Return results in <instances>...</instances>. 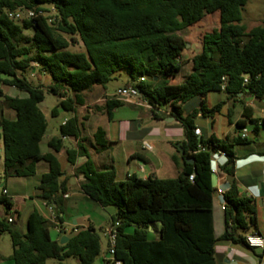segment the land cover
<instances>
[{"label":"trees","instance_id":"obj_1","mask_svg":"<svg viewBox=\"0 0 264 264\" xmlns=\"http://www.w3.org/2000/svg\"><path fill=\"white\" fill-rule=\"evenodd\" d=\"M248 1L0 0V129L5 179L34 177L38 163H46L49 171L42 175L35 197L56 206L64 232V201L71 177L65 174L63 160L73 166L80 156L87 157L75 176L83 177L81 189L92 201L103 208L117 209L112 219V224L120 223L115 256L123 264H224L223 256L216 251L219 244L248 247L244 234L251 229L258 233L259 201L240 193L238 184L244 179L235 178L233 149L251 141L241 135L233 140L199 138L195 134L198 111L184 116V107L192 99L223 92V77H227L224 93L229 97L246 93L264 98V26L249 29L243 24ZM44 5L54 8L53 22L38 16L21 24L7 14ZM214 13L219 14L220 27L203 35V49L193 58V72L181 85H172L170 80L181 71L188 45L181 33ZM25 30L33 35L26 38ZM77 44H82L85 51L70 50ZM35 66L51 77L48 85H34L28 79ZM121 71L129 77L125 87H137L153 108L171 107V116L185 129L186 141L173 156L181 168L177 178L131 175L127 181L118 182L116 170L98 171L81 145L77 150L67 149L62 158L64 138H80L76 117L61 124L59 136L45 139L49 125L39 105L46 93L60 99L51 111L52 118L58 117L59 110L73 114L77 106L85 105V92L94 86L106 87ZM4 86L26 97H11ZM121 105L120 101L109 100L105 106L94 105L90 110L105 113L111 120L113 111ZM221 107L217 105L211 113ZM201 109L206 112L205 106ZM5 110L14 111L16 120L7 119ZM152 113L155 119H161ZM245 117L254 125L255 133L264 126V119H253L249 109ZM246 125V121H239L236 126L243 129ZM96 136L101 138L100 145L108 144L102 128ZM43 143L49 152L43 153ZM220 151L230 157L220 167L230 186L224 195L225 232L217 238V188L212 186L211 162L213 154ZM1 203L8 210L13 208L11 197ZM157 224L160 237L154 240L150 229L155 230ZM13 226L8 219L0 221V233L11 236L15 264H47L49 260L64 264L69 258L78 259L79 264H95L102 253V238L92 226L72 234L65 245L52 239L50 224L38 210L28 216L24 234ZM4 259L0 255V261Z\"/></svg>","mask_w":264,"mask_h":264},{"label":"crops","instance_id":"obj_2","mask_svg":"<svg viewBox=\"0 0 264 264\" xmlns=\"http://www.w3.org/2000/svg\"><path fill=\"white\" fill-rule=\"evenodd\" d=\"M192 28L193 27H190L188 29ZM192 48L193 45L189 43L187 45V50ZM202 49L203 46L201 42V46L198 52H190V54H188L187 63L183 64L179 74H177V76L170 80V83L172 85H181L182 83H184L186 78L193 72V58L196 55L200 54L202 52ZM34 71L38 70L35 69ZM42 74L45 77L44 84H46L47 82L50 83L48 80H46L47 76L49 75H47L46 73ZM127 78L128 83V75ZM33 84L40 85L35 83ZM89 94H95V97L92 98L93 101L96 100L94 101V104L93 102H90L88 96ZM220 94H224L225 98L221 99L219 97ZM114 95H108L106 88L103 86H94L90 91L84 93L85 105L77 106L76 111L73 114L68 113V115L64 118L61 123L63 124L67 119L71 117H76L79 120L80 138L78 140H75L73 138L65 139L64 142L69 143V146L65 145V149L60 154V156L65 157V152L67 149L77 150L78 145H81L83 148L86 149L88 157L94 163L95 168L98 171H106L108 169L114 168L116 170L118 182L127 181L131 175H136L137 177L142 179H148L149 177H157L158 179L177 178L181 173V168L174 163L173 156L178 155V150L181 151L180 144L186 141L185 129L181 127L176 120H169L170 118H174L171 116L169 106H162L160 108L159 114L161 119H155L153 113L148 108L139 107L130 103L122 104H129L136 108L148 111L151 115V119L156 123V126L150 131L144 132L142 127L139 126L138 130L136 128V124H130V131L132 132V136L130 137L126 136L127 133L126 130H124L123 134H121V138L125 140L129 146L126 150H124L126 158V169L123 171L122 174H120L114 153L116 152V149L120 145L122 140L119 139L118 141H116L114 138H112V132L111 130L109 131L107 129V126L96 125L95 127H90V123L98 116H106L107 125H110L113 122V115L112 119L110 120L107 114L94 113L92 110H90V108L91 106H94L95 102L99 101L102 97L107 99L106 102L109 100H115ZM45 103L46 100H44V102L41 103L39 107L45 115L49 125V118H51V111L53 108L47 106ZM219 104H222L220 110L218 112L211 113V111ZM203 106H205L206 112L201 109ZM246 109H249L253 119H264V98L259 99L253 95H249L246 93H241L237 97H229L224 92L211 93L205 98L197 97L188 102L184 107V116L198 111V115L195 119V127L199 128L202 131L203 136H214L221 140H233L237 136H239L242 132V129L237 128L236 125L239 121H246L247 125L245 128L248 130V139L251 141V144L247 146H235L233 149L235 158L234 167L236 169L235 178L237 180L244 179L238 184L240 193L243 196H248L252 198L256 197L260 202V200L264 201V141L261 136L262 132L264 131V126L260 125L258 132H256V134L253 136V134H251L250 128H254V125L251 124L245 117ZM9 111L11 110H5V117L12 121L16 120V113L10 114ZM61 111L62 110H59L58 116L61 115ZM80 113L84 114L83 120H81ZM220 116H223L222 121H220ZM133 126L134 131H132ZM99 128H102L106 133V140L108 144L105 147L99 144L101 138H97L96 136V133ZM56 136L57 135H53L51 132V134L47 135L45 139L48 140ZM201 136H199V138ZM145 143L151 145L152 149H146L144 147ZM47 152H49L48 148L45 152L43 151V153ZM218 153L219 152L214 153L213 155H217ZM86 160L87 157L80 156L77 160L76 165H70L69 169L65 170V174L71 177L69 181L70 190L66 194L69 197L65 198L64 201L65 211L63 214V227L65 231L59 236V234L55 230L50 228V233L53 240H58L59 238L62 239V237L64 236H67L69 238L72 234H74L72 232V230L74 229H77L79 231L82 229H87L90 226L96 229V222L90 216L79 215L76 219H69L68 221L65 220V213L69 208L77 209L81 208L80 205H83L85 203H95L89 197H87L81 189V183L84 181L83 177L75 176L76 169L79 166L83 165ZM48 171L49 167L46 163H38L37 174L34 177L39 175L40 179L39 183L35 187L36 189L40 184L42 175L47 173ZM171 174L173 175L172 177ZM229 186V180L227 179L226 175L220 172V175L218 176L217 188L229 190ZM2 187L6 188L7 186L4 184L2 185ZM36 193L30 197V208L26 211L25 215H23L21 205L27 206L28 204H19L18 202H15V195L13 193H11V195L9 192V197L12 198L13 208L11 210H8V208L1 203L0 221L8 219L10 216H12V213H15L14 223H12L15 226L21 221L23 217V220L21 221L23 224V229H20L18 231L24 234L27 229V218L30 213L34 210H38L41 213L42 210L43 200L37 199L35 197ZM222 201L223 199L221 197L215 196L214 224L215 235L217 238L222 236L225 232V221L224 211L222 208ZM95 204L100 206L97 203ZM101 208L104 210L107 209L103 207ZM217 208L220 211L218 228H216ZM257 211L258 234L264 236V204H259V208L257 209ZM116 214L117 210L114 214L110 215L111 223L107 227H103L102 225L99 227L101 230H103V233L112 225V219ZM151 229L152 231H150V238L158 240L160 237V225H155V230L153 228ZM253 233L254 229H251L244 235L248 236ZM107 246L108 242L106 239L105 244L102 241V253L99 256L102 264H106ZM216 251L217 253L223 256L224 264H255L259 259V254L245 245H233L230 243H223L217 246ZM11 256L12 255H10L9 257L3 256L5 259L0 261V264H15V262L11 259Z\"/></svg>","mask_w":264,"mask_h":264},{"label":"rangeland","instance_id":"obj_3","mask_svg":"<svg viewBox=\"0 0 264 264\" xmlns=\"http://www.w3.org/2000/svg\"><path fill=\"white\" fill-rule=\"evenodd\" d=\"M43 9L46 11V17L50 18V22L55 20L56 12L52 10L53 7L51 5H44ZM22 24V23H21ZM243 24L246 25L249 29L255 26H264V0H249L247 5L243 9ZM220 27V17L218 13H214L211 15H207L203 21L192 29H187L181 33V35L185 38L187 43H191L193 45L192 49L187 50V48L183 52V64L187 63V56L190 52H198L203 35L205 33L213 32ZM24 35L26 38L31 37L33 32L31 30H25ZM69 38V37H67ZM73 52H84V47L82 44H77L70 48ZM37 69L38 71H34ZM28 79L32 81V83L40 84V85H48L47 82L44 84L45 77L40 72L39 67L35 66L33 70H31L28 74ZM46 80L51 82V77L47 76ZM128 78L127 73L125 71H121L116 74L115 79L111 81L105 88L107 90L108 95H114L117 93L119 89L127 84ZM101 87V86H100ZM4 91L7 95L11 97H21L25 98L26 94L20 92L19 90L11 87L4 86ZM90 102L94 104L92 98L95 97V94H89ZM221 99L225 98L224 94H220ZM46 105L52 108L56 107L59 103L60 99L50 93H46L45 95ZM106 100L102 97L99 101L95 102V105L105 106ZM125 103V102H122ZM43 107V106H42ZM165 107V106H163ZM150 110V109H149ZM10 114H15L13 111H9ZM68 115V113L61 111V115L56 118H49V132L48 135H60V124L64 120V118ZM83 113H80L81 120H83ZM223 116H220V121L223 120ZM138 122V123H136ZM130 124H136L137 129L139 130V126L143 128L144 132L150 131L152 128L156 126V123L151 119V115L148 111L136 108L129 104H122L117 109L113 111V122L110 125H107L106 116H98L91 123L90 127H95L96 125L107 126L108 130H111V137L116 141L119 139L122 140L120 145L117 147L116 152L114 153L115 160L117 163V167L119 169L120 174L126 169V158L125 152L128 148V143L121 138V134H123L124 130H126V136H132V132L130 131ZM251 134L253 136L256 134L253 128H250ZM134 131V126L132 128ZM262 139L264 141V131L261 134ZM254 138V137H253ZM66 146H69V143H65ZM3 141H2V131L0 129V188L2 185H6V189L8 192L13 193L15 195V202L19 204H28L27 206L21 205V209L23 211V215H25L26 211L30 208L31 199L30 197L36 193V186L39 183L40 176L36 177H10L5 179L4 177V153L2 150ZM47 145L43 143L42 150L45 152L47 150ZM63 158V157H62ZM63 160V159H62ZM63 167L65 170H68L70 165L64 163ZM173 175L171 174V177ZM9 194V195H10ZM12 195V194H11ZM26 199V200H24ZM81 208H69L65 213V220L76 219L79 215L90 216L96 222V231L101 236L103 243L105 244L106 238L104 236L103 230L99 227L102 225L103 227H107L111 223L110 215L116 212L115 207H108L107 209H102L100 206L95 203H85L80 205ZM220 211L216 210V228H218ZM23 220V217L21 221ZM19 222L17 225L13 226L15 229L20 230L23 229L22 222ZM244 233V232H242ZM13 253L12 247V239L8 232L0 233V254L9 257ZM47 264H59L56 260H49ZM64 264H79L78 259L69 258L64 261ZM95 264H102L100 257L97 259Z\"/></svg>","mask_w":264,"mask_h":264},{"label":"built area","instance_id":"obj_4","mask_svg":"<svg viewBox=\"0 0 264 264\" xmlns=\"http://www.w3.org/2000/svg\"><path fill=\"white\" fill-rule=\"evenodd\" d=\"M54 10V8L52 9ZM9 18L16 23H22L24 21H31L38 16H44L46 17V11H43V7L40 8H33V9H18L16 11H8L7 12ZM145 79H141V81H144ZM248 82V80H245V84ZM227 85V77L222 78V83L220 85L221 90L224 92L226 90ZM114 99L116 101L125 102L134 104L139 107H145L150 109L151 112H155L156 114H160V108H153L146 100L142 98L141 91L135 87H123L117 91V93L114 95ZM170 113H171V107ZM66 122V121H65ZM65 122L63 124H65ZM195 134L197 136L202 135V131L199 128L195 129ZM242 138H248V130L246 128L242 129L241 132ZM66 138H64L65 140ZM144 147L148 150L152 149V146L149 144L144 145ZM200 150H205L204 147L200 146ZM230 157L227 156L224 152L220 151L217 155H213V159L211 162V171L212 174H215L217 176L220 175V167L226 165L229 162ZM237 164V162H236ZM190 180H193V176H190ZM217 188V187H216ZM228 190H224L223 188H217L216 190V196H219L223 199L222 201V208L225 209L226 202L224 200V195ZM9 197V192L6 188L1 187L0 188V204L1 201L5 198ZM68 195H65V198H68ZM256 198V197H253ZM41 215L44 217V219L50 224V228L55 230L59 236L63 233L61 231V223L58 218V212L55 205L50 204L48 201H43L42 203V210ZM15 219V213H12V216L8 218V223H14ZM120 226V223L112 224L105 232L104 236L107 239L108 246H107V258H106V264H123V261L120 259H117L115 256V247L118 237V228ZM65 231V230H64ZM73 233H77L78 230L74 229L72 230ZM58 240H61L59 238ZM246 244L248 247L257 252L259 254V259L255 264H264V236L253 233L246 237Z\"/></svg>","mask_w":264,"mask_h":264},{"label":"water","instance_id":"obj_5","mask_svg":"<svg viewBox=\"0 0 264 264\" xmlns=\"http://www.w3.org/2000/svg\"><path fill=\"white\" fill-rule=\"evenodd\" d=\"M141 94H142V93H141ZM169 120H170V121H175V118H170ZM187 162L190 163V164H193V163H194V160H193V159H192V160L187 159ZM217 185H218V176L215 175V174H212V186H213L214 188H216ZM259 204H260V205L264 204V201H263V200H260ZM150 231H152V229H150ZM68 240H69V238H68L67 236L62 237V239H61V244H62V245H65V243H66Z\"/></svg>","mask_w":264,"mask_h":264}]
</instances>
